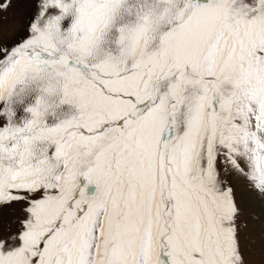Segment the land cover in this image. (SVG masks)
<instances>
[{"label":"snow or ice","instance_id":"1","mask_svg":"<svg viewBox=\"0 0 264 264\" xmlns=\"http://www.w3.org/2000/svg\"><path fill=\"white\" fill-rule=\"evenodd\" d=\"M9 11L0 264L264 255V0H0Z\"/></svg>","mask_w":264,"mask_h":264},{"label":"rangeland","instance_id":"2","mask_svg":"<svg viewBox=\"0 0 264 264\" xmlns=\"http://www.w3.org/2000/svg\"><path fill=\"white\" fill-rule=\"evenodd\" d=\"M16 23H19V20L16 17H13L11 11L4 13L0 16V34L7 35L10 27ZM249 250L252 253L251 259L253 260V264H262V261H264V255L261 254V251L256 248L253 249V247Z\"/></svg>","mask_w":264,"mask_h":264},{"label":"bare ground","instance_id":"3","mask_svg":"<svg viewBox=\"0 0 264 264\" xmlns=\"http://www.w3.org/2000/svg\"><path fill=\"white\" fill-rule=\"evenodd\" d=\"M255 207H256V211L259 212L260 211V204H259V202H256ZM255 235H256V238H257V241H258V239H259V225L256 226V233H255ZM254 248L260 250L259 244L257 243V245L255 247H253V249Z\"/></svg>","mask_w":264,"mask_h":264}]
</instances>
